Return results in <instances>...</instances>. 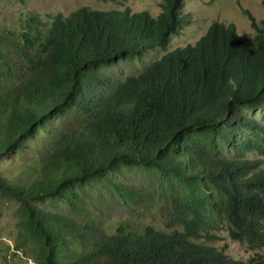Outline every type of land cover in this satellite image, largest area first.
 Masks as SVG:
<instances>
[{
    "label": "trees",
    "instance_id": "trees-1",
    "mask_svg": "<svg viewBox=\"0 0 264 264\" xmlns=\"http://www.w3.org/2000/svg\"><path fill=\"white\" fill-rule=\"evenodd\" d=\"M181 2L162 0L157 15L81 6L0 28V197L18 202L14 249L33 264H264L191 240L218 218L232 240L264 247V126L244 113L264 107V19L247 11L252 39L213 21L125 79L102 70L167 46L189 22ZM120 165L176 178L183 230L109 233L81 214L83 185ZM61 198L77 217L42 205Z\"/></svg>",
    "mask_w": 264,
    "mask_h": 264
},
{
    "label": "rangeland",
    "instance_id": "rangeland-1",
    "mask_svg": "<svg viewBox=\"0 0 264 264\" xmlns=\"http://www.w3.org/2000/svg\"><path fill=\"white\" fill-rule=\"evenodd\" d=\"M161 1L0 0V28L20 32L31 19L50 22L56 14L66 16L81 6L101 10L129 7L132 11L147 10L157 15L161 10ZM180 9L188 15L189 22L179 33L172 35L167 46L153 48L141 57L116 60L102 70L111 77L125 79L142 72L162 54L178 46L195 43L213 21L233 23L239 34L252 39L254 31L250 27L247 11L256 21L264 19L262 0H182ZM244 113L264 126V107L247 109ZM247 156L258 155L249 153ZM0 159L8 161L7 158ZM114 182L117 184L114 185ZM114 186H125L129 196L118 193ZM180 191L176 178L168 180L160 172L143 165H120L117 170L108 172L106 177L83 185L81 214L95 219L109 233L122 224L137 230H144L148 226L166 232L183 230L178 220H173L175 210L172 201L176 195H180ZM42 205L49 210L70 211L75 217L78 216L71 203L62 198L54 201L47 199ZM17 212L18 202L14 198L0 197V264H33L30 251L14 249L18 241ZM227 229V223L216 218L199 230V237H192L191 240L218 249L227 245L226 254L244 262L257 254L264 255V247L250 249L244 242L232 240Z\"/></svg>",
    "mask_w": 264,
    "mask_h": 264
},
{
    "label": "clouds",
    "instance_id": "clouds-1",
    "mask_svg": "<svg viewBox=\"0 0 264 264\" xmlns=\"http://www.w3.org/2000/svg\"><path fill=\"white\" fill-rule=\"evenodd\" d=\"M161 12H162V9H161ZM227 84H228L229 86H231L233 89H236V88L238 87V83H237V81H236L234 78H232V77H229V78H228V80H227Z\"/></svg>",
    "mask_w": 264,
    "mask_h": 264
}]
</instances>
